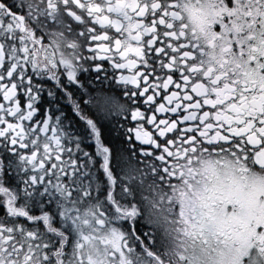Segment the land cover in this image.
<instances>
[{
    "label": "snow or ice",
    "instance_id": "obj_1",
    "mask_svg": "<svg viewBox=\"0 0 264 264\" xmlns=\"http://www.w3.org/2000/svg\"><path fill=\"white\" fill-rule=\"evenodd\" d=\"M0 264H264V0H0Z\"/></svg>",
    "mask_w": 264,
    "mask_h": 264
}]
</instances>
